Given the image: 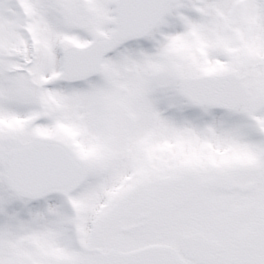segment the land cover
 Returning <instances> with one entry per match:
<instances>
[{"label":"snow or ice","instance_id":"snow-or-ice-1","mask_svg":"<svg viewBox=\"0 0 264 264\" xmlns=\"http://www.w3.org/2000/svg\"><path fill=\"white\" fill-rule=\"evenodd\" d=\"M0 264H264V0H0Z\"/></svg>","mask_w":264,"mask_h":264}]
</instances>
